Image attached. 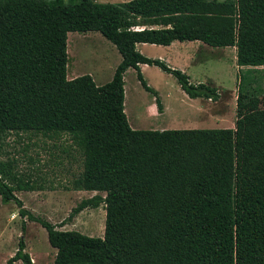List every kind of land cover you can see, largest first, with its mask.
<instances>
[{
	"label": "trees",
	"instance_id": "16d2710c",
	"mask_svg": "<svg viewBox=\"0 0 264 264\" xmlns=\"http://www.w3.org/2000/svg\"><path fill=\"white\" fill-rule=\"evenodd\" d=\"M91 32L122 57L103 86L90 75L68 79L69 34ZM196 41L236 48L235 127L132 129L129 69L163 108L140 65L173 75L191 99L220 100L215 86L137 50ZM13 134L67 137L81 151L73 188L97 195L73 215L104 205L103 237L60 230L24 208L2 160ZM0 195L46 229L53 264H264V0H0ZM25 249L21 241L6 264H33Z\"/></svg>",
	"mask_w": 264,
	"mask_h": 264
},
{
	"label": "rangeland",
	"instance_id": "374dc122",
	"mask_svg": "<svg viewBox=\"0 0 264 264\" xmlns=\"http://www.w3.org/2000/svg\"><path fill=\"white\" fill-rule=\"evenodd\" d=\"M95 1L123 3L131 0ZM68 53V76L71 77L77 70L82 76H93L99 85L112 79L120 58L114 45L97 32L70 33ZM150 53L155 57L169 54L156 49ZM193 54L196 59L187 64L191 82L215 86L219 90L220 100L197 99L191 100L194 101L191 103L173 75L152 67L147 72L146 81L151 89L161 95L164 115L151 117L147 109L152 104L158 108L156 99L141 85L136 71L130 69L125 76V113L131 128L136 125H139L136 130L157 131L233 128L240 75L236 48L208 47ZM2 160L9 163L17 178L12 184L16 188L15 196L31 214L58 227L62 226L59 229L63 231H78L90 237L104 235V205L73 215L82 201L93 198L97 193L74 190V181L83 171V155L69 138L49 139L34 134H13L4 146ZM28 181L32 189L18 190L17 187H23V183ZM101 195L105 196L104 193ZM20 210L14 201L5 204L0 195V264H6L15 256L21 241H24L25 252L30 255L33 264H53L56 250L48 241L46 229L23 217ZM15 264L24 263L18 261Z\"/></svg>",
	"mask_w": 264,
	"mask_h": 264
},
{
	"label": "crops",
	"instance_id": "0c3cea01",
	"mask_svg": "<svg viewBox=\"0 0 264 264\" xmlns=\"http://www.w3.org/2000/svg\"><path fill=\"white\" fill-rule=\"evenodd\" d=\"M113 45V44H112ZM149 45V44H147ZM154 46L153 48H147L146 44H138L137 45V50L143 54L145 57L150 58V59H156L158 58L159 60H162L163 62H165L170 68L173 69H180L181 71H183L184 73H186L187 75L189 74V67L187 64H189L190 62L194 61L196 59V55H194L193 53H195L197 51V53L204 51L205 49H208L209 46L205 45L202 42L196 41V42H185V43H180V42H174L171 46L168 47H164V46H157V45H151ZM115 47V46H114ZM116 48V47H115ZM117 49V48H116ZM152 49H156V50H160V51H166L169 52V54H165V55H159V57H155L153 55H151L150 51H152ZM228 49V48H225ZM118 51V50H117ZM119 53V51H118ZM120 55V53H119ZM70 57V56H69ZM70 59V58H69ZM237 59V56H236ZM122 61V57L120 55L119 58V63L116 65V68L118 67V65L121 63ZM152 67L158 68L156 66H149V65H140V69L141 72L145 78V80L147 78V72H149L151 70ZM160 69V68H159ZM130 70V69H129ZM116 69L113 72L112 75V79L114 77ZM128 72V71H127ZM82 76V74H80L77 70L73 72L72 76L69 77V80H73L76 79L78 77ZM84 76V75H83ZM91 76V75H90ZM126 76V75H125ZM93 77V76H92ZM94 79V78H93ZM111 80H107L105 81V83L99 85L97 83V80L94 79V81H96L95 83L98 86H103L106 85L107 83H109ZM201 83V82H198ZM126 84V83H125ZM148 84V83H147ZM149 86V85H148ZM183 91V90H182ZM158 93V95L161 98V95L159 94L158 91H156ZM184 92V91H183ZM126 93V90H125ZM185 93V92H184ZM186 94V93H185ZM187 95V94H186ZM126 97V95H125ZM186 97V96H185ZM154 99H156L154 97ZM188 99V98H187ZM126 100V98H125ZM191 100H197V99H191L189 98V101L191 103H194V101ZM163 107V105H162ZM127 110V108L125 107V111ZM148 113L150 114L151 117H157L160 114L164 115V108H162V113L159 112L158 108H156V106L154 104L150 105L147 109ZM127 112V111H126ZM139 125H136V127H132V129L136 130V128H138ZM235 127V125H233V128ZM232 128V129H233ZM164 131V130H162ZM105 232V231H104ZM103 232V234H104ZM104 236V235H103ZM102 236V237H103Z\"/></svg>",
	"mask_w": 264,
	"mask_h": 264
}]
</instances>
